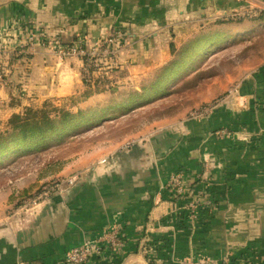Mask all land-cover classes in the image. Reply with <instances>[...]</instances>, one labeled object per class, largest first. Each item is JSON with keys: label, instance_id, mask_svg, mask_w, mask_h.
Here are the masks:
<instances>
[{"label": "crops", "instance_id": "obj_1", "mask_svg": "<svg viewBox=\"0 0 264 264\" xmlns=\"http://www.w3.org/2000/svg\"><path fill=\"white\" fill-rule=\"evenodd\" d=\"M262 6L264 0H0V44L9 49L26 45L33 27L64 46L85 37L93 48L113 30L126 37L111 80L88 79L86 59L61 58L59 49L40 44L30 57H10L11 63L18 60L9 78L6 72L0 78V123L48 104L104 117L120 108L107 102L123 95L137 102L129 114L141 110L139 96L149 86L168 97L165 76L176 61L186 69L180 54L188 47L192 55L198 46L220 44L212 58L193 55L187 71L224 53L230 43L261 34L260 18L227 20ZM237 32L252 34L224 41ZM253 65L242 67L250 72L234 93L228 80L199 100L202 105L219 99L206 116L158 119L121 150L117 144L86 162L79 182L61 200L52 198L0 230V264H67L68 252L115 227L125 243L106 249L98 264H264V54ZM177 174L198 205L193 218H185L188 198L168 186Z\"/></svg>", "mask_w": 264, "mask_h": 264}, {"label": "rangeland", "instance_id": "obj_2", "mask_svg": "<svg viewBox=\"0 0 264 264\" xmlns=\"http://www.w3.org/2000/svg\"><path fill=\"white\" fill-rule=\"evenodd\" d=\"M253 12H258L259 16L255 18L249 17L248 14ZM263 14L264 6H262V9L254 8L250 11L243 10L238 15L229 17L227 21L235 22L234 20L236 18L239 21L237 23H242L241 21L244 22L246 20L253 21L259 18L264 20V18H262ZM263 41L264 31L251 40H239L237 41L239 43H230L225 47L227 49L224 53L219 54L210 61L205 60L201 62L202 64L198 63L199 65L197 64V67L195 66L187 71L194 63L191 61L193 55L197 57V60H201V55L203 54L204 57L206 53L212 58L214 53L218 51L215 48L219 46L214 45L215 47L207 49V43L203 47L198 46L193 48L191 49L194 51L192 55L182 56V58H180L187 64L186 69L181 68L176 72L172 69L167 73L169 82H165L164 89L166 91L165 95H168V97L170 96L169 98H162L157 95V91L160 87L149 86L147 88L149 89L148 92L146 91L143 97L139 96L140 100H143H141L142 104L145 105L140 107L141 110L129 114V110L131 107H136L135 105H137V102L133 100H122L128 96L123 95L118 101L107 102L109 105H120L118 111L104 117L92 114L88 117L90 124L84 125L78 129L76 134H73V132L67 133L65 138H63L64 141L61 143L59 140L61 139L62 133H59L56 136V140L52 141L54 143L51 142L52 146L48 148L39 147V149L34 148V150L19 148L20 151L13 153L10 157H6L7 154L2 155V153L0 156V230L8 228L11 223H14L20 215H22V213L34 210L36 208L35 206H29L27 203L25 204V202L31 197L34 198L44 190L47 192L46 197L51 196V199L56 197L61 200V198L68 194V190L79 182V177H81L82 173L80 169L86 162L94 161L103 151L109 153V147L117 144L120 145L119 149L121 150V146L133 140V134L141 132L143 129L148 130L156 120L165 117H173L178 113H186L185 118L187 117L189 120L206 116L208 106L210 104H216L219 99L216 98L202 105H199V100H201V98H206V94L221 91L228 80L231 81L228 88L229 94L234 93L238 88V86H236L239 84L238 82L250 72V70H244L242 67H254L253 64L257 63L258 59L263 57ZM221 42L222 41H220V43ZM254 45L255 47L261 46L259 48L260 50L257 51L256 48L251 47ZM188 48L186 49L187 51L189 50ZM252 49H255L256 52L244 59L243 57L247 53H251ZM186 50L183 52L185 53ZM259 54H261V56ZM236 60L238 61L235 65ZM230 70H236L234 76L233 73H230L233 71ZM5 72L8 74V70ZM202 72H206L204 73L207 76V78H205L206 80H202L203 82L194 89L184 90L185 84L196 76L198 77L201 75ZM209 72L213 74L212 77H210ZM222 72H225L224 77L219 78L218 74ZM228 76H230V78H228ZM213 77L215 81L219 82V86L215 85ZM8 78L9 75H7V79ZM170 78L172 80H169ZM172 82L179 83L174 85ZM106 91L104 95L109 96V92L112 90L108 89ZM132 95L133 94L130 96ZM129 102L131 103L129 104ZM84 106L88 105L84 104L80 107L83 108ZM117 109L118 108H116V110ZM69 110L72 113L78 112L77 108ZM0 128L6 127L0 125ZM106 149H108V151ZM107 160L106 156L102 161L106 162ZM69 166H71V169L65 173L67 175H62L61 172L65 167ZM65 182H68L69 185L66 186ZM46 203L47 201L41 204L43 205ZM103 233L104 232L97 237H101ZM149 244L150 240L147 239L146 249L149 248ZM154 252H156V249L153 250V255ZM153 255L151 254V257L154 260L156 257Z\"/></svg>", "mask_w": 264, "mask_h": 264}, {"label": "built area", "instance_id": "obj_3", "mask_svg": "<svg viewBox=\"0 0 264 264\" xmlns=\"http://www.w3.org/2000/svg\"><path fill=\"white\" fill-rule=\"evenodd\" d=\"M249 17L255 18L259 16L258 12H253L248 14ZM238 20V19H237ZM30 37L28 43L19 48L9 49L0 44V78L4 75L5 71L9 70L11 66L14 65L15 59L12 63L9 61L10 57H21L27 56L30 57L35 53L37 45L40 44L43 47L49 48L50 50H55L59 57L69 58L70 56H77L82 59H86L85 67L88 69L85 71L87 73V78L90 80L95 79H109L117 74L120 65V55L121 51L125 46V34H121L118 30H113L108 38L102 39L99 41L96 47H90L87 39L81 40L75 46H64L57 38H52L40 27H33L30 30ZM6 75V76H7ZM5 76V77H6ZM4 81V80H0ZM185 181L184 176L177 174L173 178H170L168 186L174 190V194L177 196H183L187 200L186 214L188 217H194L195 211L198 208V205L195 201L190 200L188 196L189 188H185L182 183ZM66 186L69 185L68 182H65ZM39 193V192H38ZM47 196L46 190L30 198L25 202L29 206H39L42 202L48 201L51 199V196ZM180 215V214H179ZM124 236L125 234L119 228H112L108 231H105L101 237L95 238L93 241H85L82 245L71 250L68 253L66 262L67 264H98V258L103 256V253L106 249L114 248L120 249L124 245ZM189 264H195L190 262Z\"/></svg>", "mask_w": 264, "mask_h": 264}, {"label": "trees", "instance_id": "obj_4", "mask_svg": "<svg viewBox=\"0 0 264 264\" xmlns=\"http://www.w3.org/2000/svg\"><path fill=\"white\" fill-rule=\"evenodd\" d=\"M262 18H264V14ZM180 55L189 56L191 53L186 51ZM181 68L182 66L178 61L172 67L175 72ZM204 73L206 72H202L198 77L189 80L185 84L184 90L194 89L202 83V80L207 78ZM209 74L210 77L213 76L211 72ZM167 78H169L168 75L165 76L166 81H168ZM91 115L92 112L79 111L78 113H72L64 107L59 108L52 105H46L40 110L30 109L23 116L14 115L8 123L3 125L0 123L1 126L6 127L0 128V156L3 153L2 155L7 154L6 157H10L13 153L20 151L19 148L26 150L39 149V147L48 148L52 146L51 144L54 143L52 141L56 140L59 133H62L59 140L61 143L67 133L73 132V134H76L78 129L90 124L88 117Z\"/></svg>", "mask_w": 264, "mask_h": 264}, {"label": "bare ground", "instance_id": "obj_5", "mask_svg": "<svg viewBox=\"0 0 264 264\" xmlns=\"http://www.w3.org/2000/svg\"><path fill=\"white\" fill-rule=\"evenodd\" d=\"M255 30H258V28L257 29H255ZM254 32H257V31H253L252 33H254ZM252 33H249V32H237V33H233V34H230V37H228V38H225V42L226 43H230V42H235V41H237V40H239V39H241V38H246L249 34H252ZM229 36V35H228ZM245 36V37H244ZM251 36V35H250ZM249 37V36H248ZM219 46H220V44H219Z\"/></svg>", "mask_w": 264, "mask_h": 264}]
</instances>
